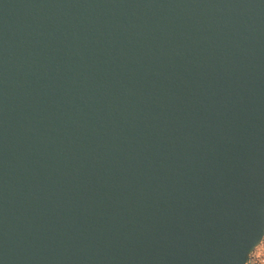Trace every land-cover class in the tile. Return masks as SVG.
<instances>
[{"label": "water", "instance_id": "obj_1", "mask_svg": "<svg viewBox=\"0 0 264 264\" xmlns=\"http://www.w3.org/2000/svg\"><path fill=\"white\" fill-rule=\"evenodd\" d=\"M263 239L264 0H0V264Z\"/></svg>", "mask_w": 264, "mask_h": 264}, {"label": "built area", "instance_id": "obj_2", "mask_svg": "<svg viewBox=\"0 0 264 264\" xmlns=\"http://www.w3.org/2000/svg\"><path fill=\"white\" fill-rule=\"evenodd\" d=\"M246 264H264V239L260 246L250 255Z\"/></svg>", "mask_w": 264, "mask_h": 264}]
</instances>
